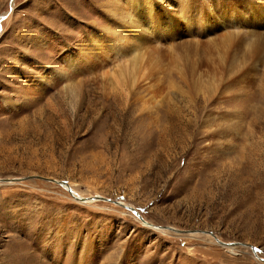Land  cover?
<instances>
[{"label": "rangeland", "instance_id": "obj_1", "mask_svg": "<svg viewBox=\"0 0 264 264\" xmlns=\"http://www.w3.org/2000/svg\"><path fill=\"white\" fill-rule=\"evenodd\" d=\"M248 245L264 0H0V264H264Z\"/></svg>", "mask_w": 264, "mask_h": 264}, {"label": "bare ground", "instance_id": "obj_2", "mask_svg": "<svg viewBox=\"0 0 264 264\" xmlns=\"http://www.w3.org/2000/svg\"><path fill=\"white\" fill-rule=\"evenodd\" d=\"M219 37H223L224 39L216 46L217 47V50H216L217 52L216 53H217V56L220 59H225L227 57L228 53H229L228 52L229 51V48H231V47L233 48V46H236V39H234V37L233 38L229 37L228 35L225 34V32L224 33H220L219 34ZM208 39H210V38H208ZM115 44L117 45V43H115ZM247 44L248 45H247V48H246V51H245L246 54L248 56H254V54L259 50V43L257 41H255V40H253V41L248 42ZM111 45H114V44H111ZM116 47H118V46H116ZM116 50H118V49H116ZM55 181H58V180H55ZM55 183L58 184V182H55ZM61 186H63L65 189H66V187H68V190L69 191H67V192L75 200L80 201L79 200L80 198H84V197H81V196H77L76 193L72 190V188L69 185H67V186L66 185H61ZM88 201H90V198L89 197L88 198H84L83 201H80V202L85 203V202H88ZM118 204H120V203H118ZM120 205H122L124 207L128 206V205H124L123 203H121ZM126 208L128 209V207H126ZM154 228H156V227H154ZM232 246H235V245H231V246H228V247H232Z\"/></svg>", "mask_w": 264, "mask_h": 264}, {"label": "water", "instance_id": "obj_3", "mask_svg": "<svg viewBox=\"0 0 264 264\" xmlns=\"http://www.w3.org/2000/svg\"><path fill=\"white\" fill-rule=\"evenodd\" d=\"M43 179L48 180V181H52V182H58L59 185H66V186H67V184H66L65 182H63V181H55V179H51V178H43ZM10 180H14V179H10ZM66 190L69 191V190H68V187H66ZM93 198H101V197L94 196V197H92V198H90V199H93ZM83 199H84V198H80L79 200H80V201H83ZM103 199H105V198H103ZM117 203H118V202H117ZM126 207H128V209L131 210L135 215H138V214L136 213V211L133 210L132 207H130V206H126ZM165 228H167V229H171V230H174V231H177L176 229H173V228L168 227V226H165ZM200 232H202V233H207V234L211 235V236L213 237L214 241H215L217 244L221 245V246H231V245L239 244V243H235V242H223V241L219 240V239H218L214 234H212L210 231H203V230H201ZM240 244H241V243H240ZM240 244H239V245H240ZM242 245H243V244H242ZM248 247L250 248V251H251L252 255L255 256V257H257V256H256V251H255L254 247L251 246V245H248ZM257 258H258L259 260H261V261H264V259H262V258H259V257H257Z\"/></svg>", "mask_w": 264, "mask_h": 264}]
</instances>
